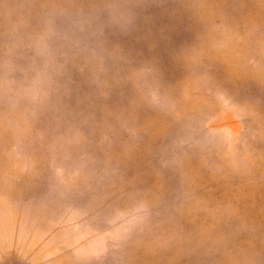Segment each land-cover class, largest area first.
<instances>
[{
  "label": "rangeland",
  "instance_id": "rangeland-1",
  "mask_svg": "<svg viewBox=\"0 0 264 264\" xmlns=\"http://www.w3.org/2000/svg\"><path fill=\"white\" fill-rule=\"evenodd\" d=\"M99 2L0 0V264H264V0H132L128 33ZM52 3L65 74L18 101Z\"/></svg>",
  "mask_w": 264,
  "mask_h": 264
},
{
  "label": "clouds",
  "instance_id": "clouds-1",
  "mask_svg": "<svg viewBox=\"0 0 264 264\" xmlns=\"http://www.w3.org/2000/svg\"><path fill=\"white\" fill-rule=\"evenodd\" d=\"M133 9L132 0H100L88 13L89 27L99 33L106 27L128 33L136 24ZM64 12V8L57 3H52L42 12V26L32 39L34 75L27 86L17 94L18 101L31 99L34 92L39 93L41 101H46L51 93L57 91L58 80L65 74L66 53H62L58 47L65 40V36L57 28L55 18ZM157 72L155 65L145 63L132 70L127 79L150 105L166 110L169 100L162 91Z\"/></svg>",
  "mask_w": 264,
  "mask_h": 264
}]
</instances>
